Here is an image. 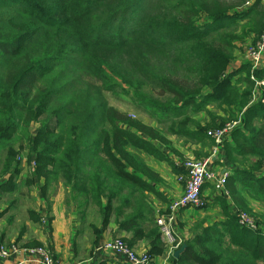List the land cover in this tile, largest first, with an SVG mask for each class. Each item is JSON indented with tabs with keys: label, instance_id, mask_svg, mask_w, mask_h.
Segmentation results:
<instances>
[{
	"label": "trees",
	"instance_id": "obj_1",
	"mask_svg": "<svg viewBox=\"0 0 264 264\" xmlns=\"http://www.w3.org/2000/svg\"><path fill=\"white\" fill-rule=\"evenodd\" d=\"M155 1L0 0V67L4 70L0 71V152L7 148L2 172L19 174L15 146L25 138L37 156L35 174L45 181L43 191L63 180L69 197L77 200L80 208L93 204L98 207L104 229L112 223L102 213L104 197L127 203L137 193L142 197L154 195L164 202L156 190L158 176L146 164L138 165L132 151L162 161L165 156L158 145L168 148V142L154 128L109 107L101 88L97 87L100 96L94 98L79 86L91 78L100 81L103 88L114 90L130 84V73H139L141 82L153 84V96L157 98L169 97L171 103L199 108L205 100L204 91L215 89L211 100L215 97L217 102L231 87L230 82L221 80L231 56L224 55L221 46L213 45L210 36L228 27V21L235 22L236 17L257 15L258 20L264 15L262 0L236 14H227L215 3L201 0H165L166 4L154 5ZM169 2L172 7L167 6ZM204 15L211 18L212 24L198 25ZM262 28L261 18L257 30ZM164 56L168 61L174 59L171 61L177 66L183 64L178 68L186 76L164 74L157 67ZM243 69L252 75L249 62ZM66 71L75 73L67 78ZM252 76L264 79V65ZM63 95L69 102L52 110ZM144 100H148L145 95L138 99ZM236 102L237 107L247 104L246 100ZM49 111L57 122L53 128L51 123L46 124L36 137L17 121V116H24L28 124ZM70 120L67 139L64 128ZM57 125L61 126L60 134ZM95 131L100 140L91 143ZM184 136L193 141L208 140L214 146L213 140L204 135ZM229 138L231 141L224 140L221 145L227 160L234 162L233 155L240 150L243 155L264 158V104L247 109L243 129L232 132ZM90 143L92 147L80 149ZM104 143L108 159L103 158ZM247 174L236 169L227 181L226 190L234 203L240 195L239 185L254 192L260 190L257 182L246 178ZM259 180L264 191V179ZM125 190L129 198H124ZM132 208V218L114 223L133 238H146L157 247L161 242L159 228L148 229L152 228L153 213L147 211L142 199ZM222 212L226 219L220 225L223 229H195L194 239L186 242L187 248L179 258L172 257V263L264 264V235L237 223L238 210L234 211L236 219L226 207ZM80 215L85 216V212ZM213 235L228 238L229 246L223 248ZM197 248L202 254L196 252Z\"/></svg>",
	"mask_w": 264,
	"mask_h": 264
},
{
	"label": "rangeland",
	"instance_id": "obj_2",
	"mask_svg": "<svg viewBox=\"0 0 264 264\" xmlns=\"http://www.w3.org/2000/svg\"><path fill=\"white\" fill-rule=\"evenodd\" d=\"M204 1L205 4L215 3V5L221 7L223 10H226L225 13L227 14H236L247 7L255 5L257 0H201V2ZM160 2L162 4H166L165 0H156L152 3L155 5L159 4ZM179 2L181 1L178 0L177 3ZM261 5L264 8V0H262ZM167 6L172 7L173 4L169 2L167 3ZM261 16L262 15L259 16L258 20L257 15L248 16L245 18L236 17L235 22L228 21V23H225L228 27L222 29L219 33L210 36V42L213 45L221 46L222 53L226 56H231V59L228 62L229 64H227L221 74V80L223 81V83L230 82L231 87L217 102H215L217 100L215 97V101L211 100V95L213 92V94L215 95V89H206L204 91L205 100L201 102L202 106L199 108H188L180 104L171 103L169 97L165 99L157 98L153 96V84L141 82V77L139 73H130L128 81L130 82V84L133 85L132 87H130V84H125L121 88H117L114 90L105 89L103 88L102 83L100 81H94L91 78H89L88 80L86 79V82L79 86V88L85 89L86 92L88 91L94 98H98L100 96L97 87L101 88L103 97L109 107H112L122 113L129 115L131 119L137 122H141L146 126L154 128L155 130L160 132L162 137L167 140L168 148L163 145H158V147L162 149L163 154L166 158H164V160L162 161L156 160L140 151H132L134 160L138 165L144 163L148 166L149 164L152 167L151 169L158 176V182L156 184L157 190L161 188H172L176 184L180 186L181 183L186 180V174L181 168L180 162L185 161V159L189 157L185 154L187 151L202 154H196L198 155L197 157H202L197 158L198 160L208 157V149L211 150L216 146L214 136L218 131L225 130L229 126H233V124H235L233 130L225 139L226 141H231L232 138L229 137H231L232 132L243 129L244 114L246 110L251 108V106L253 107L258 105L259 103L264 104V79H259L257 77L252 76L253 71H251L252 75H249L250 71L249 73L247 71L244 72L245 70L243 69L244 65H247L249 62L247 59L248 48L258 42L261 33L264 29L262 28L261 31L257 30V25L259 24L260 19L262 18V20L264 21V15L262 17ZM205 22H207L208 24H212L211 18H208L207 15H204L201 21H198V25H203ZM171 60H166V57L164 56L158 62L157 67L160 70H164V74L171 75L177 78L185 77V71H181L178 68L183 66V64L179 63L177 66V63L174 64ZM0 71L4 70L0 67ZM73 73H75V71L64 72L67 78L70 77V75ZM249 81L253 84H251ZM256 90H258L259 92H257ZM218 94L221 95V92L218 91ZM143 95H145L146 99L148 100L139 102V97ZM68 96H71V94L69 93ZM69 100V98L63 95L59 99H57L56 103L54 102L51 109H59L65 106L69 102ZM244 100H246L247 104L242 107L235 106L236 104H238L236 101ZM227 101L232 102L234 105H231V103L227 104ZM18 113L19 112L16 111V115H18ZM17 121H19L21 125L28 127L29 133L32 134L33 137H36L38 130L40 131L42 127H44L46 124L51 123V127L53 128L57 122L54 114L51 111L42 114L36 121H32L28 124L24 120V116H21V118L17 116ZM71 125L72 122L70 120L66 122L64 128V136L67 139L69 138L67 132L69 131ZM259 126L260 122L256 124V128H258ZM105 127L108 126L105 125ZM57 133H61V126L57 125ZM95 133L96 131L94 132L91 143L100 140L99 132L97 135H95ZM186 133H190L196 136L204 135L211 141L213 140L214 146L211 147L208 140L193 141L188 137L184 136ZM75 138L76 137H73L72 139ZM25 141L27 140L24 138L23 141H20L15 146L16 148L22 146L21 150H17L16 155V163L19 166L22 164V162L20 161L21 154L22 152L26 151H23V148H30L29 144ZM91 143L88 145L81 146L80 149H85L83 147L87 146L92 147ZM179 148H182V151ZM186 149L188 150L185 151ZM102 150L103 158L108 159L106 155L108 149L105 143L102 146ZM241 151L242 150L234 153L232 158L234 162L227 160V163L220 164V169L219 165H216L217 172H219L221 168H227L231 172V177V175H233L236 169L247 171L248 176L246 178L252 183L257 182L256 185L257 187H259L260 190H255L254 192L248 187L239 185L238 187L240 189V195H238L236 198V200L238 201L235 202L236 204L233 202V200L235 201V199H230V195L226 199L229 204H226V200H224V195L219 194L215 203V206L220 210L219 220L207 226L205 219L203 221L195 223V229H200V231L204 228L223 229V227L220 225L223 224L226 219L223 216L222 208L226 207L227 211L234 219H236V217L234 216L235 210L245 213L249 217V219L257 226V229L253 231L264 235V191L261 188V180H259L261 178L264 179V158L254 157L251 155H243ZM6 152L7 148L3 149L0 152V161L5 158ZM204 153L206 154L204 155ZM35 161L34 163L36 164ZM150 162H152L153 165H151ZM259 166L262 167L260 168ZM0 170H2V167L0 168ZM5 174L7 173H1V176ZM127 193L128 191L125 190L123 195L124 198L128 196ZM161 195L164 198V202L158 201L160 210H154L155 202L157 200L154 195H144V197H142L137 193L132 194L130 200L131 206L129 204L130 202L125 203L124 201H121L123 199H109L107 197H104L101 201L102 213L104 216L107 215L111 222L118 221L121 224L134 216L132 205L142 199V201L144 200V203L147 207V211L153 213L154 218L153 222L151 223L152 228L148 229L150 231H154V229L158 228L154 224V219L157 217V214L163 212V209L166 208L169 202L166 196H164L163 194ZM129 197L130 195L127 198ZM207 198L208 197H206V195H203L202 201L205 205L198 208L195 207V209L192 210L200 211V214L202 213V211L206 212L208 209ZM71 201H73V204L79 209H84L80 211L85 212V215L88 213L90 205L87 208H80L77 205V200L72 199ZM95 206L96 205L94 204L90 206V211H98V207ZM236 221L238 223L239 220L236 219ZM179 237H177V241L183 240L182 237ZM213 237L216 242H218L220 245H223V248L229 246L230 241L228 238H222L216 235H213ZM193 239L189 240V242ZM217 248H219L218 245ZM196 252L198 254H202V252L198 248L196 249Z\"/></svg>",
	"mask_w": 264,
	"mask_h": 264
},
{
	"label": "crops",
	"instance_id": "obj_3",
	"mask_svg": "<svg viewBox=\"0 0 264 264\" xmlns=\"http://www.w3.org/2000/svg\"><path fill=\"white\" fill-rule=\"evenodd\" d=\"M19 148L20 146L16 149ZM179 149L182 151V148ZM222 149L223 147L217 146V144L213 149H208L209 156H215L212 167L216 172V165H219L220 169V164L227 163ZM24 150L26 151L22 152L20 158L22 164L19 174L10 171L1 176L3 172L0 170V239L7 243H18L21 246L47 247L54 253L59 264H126V260L122 256L103 249L105 242L115 238H123L139 254H149L152 260L151 264H182L172 263V257L176 251L186 245V242L194 238V224L206 219V225L209 226L219 220L220 210L215 206V203L219 194L223 193H216L214 188L208 186L203 192V195L208 197L206 212L202 211L200 214V211L192 210L195 207H189L177 214L174 232L176 237L180 236L183 240L178 241L179 247L173 249L171 256L172 249L164 244L162 239L157 247H153L146 238H133L131 233L119 231L114 222L104 229L99 209L90 211L89 206L88 213L82 217L79 208L69 198V190L65 187L63 180H59L48 190L43 191L45 181L35 174L36 165H33L34 158L37 156L28 147L27 149L23 148ZM185 154L196 159L202 158L196 155L200 153L187 151ZM5 159L6 156L0 161V168H3ZM182 162H180V166L184 170ZM150 164L153 165L152 162ZM148 167L152 168L149 164ZM227 171L230 172L227 168H221L217 173ZM184 187L185 180L180 186L176 184L172 188L156 190L171 201L183 194ZM223 195L226 198V195ZM158 203L156 200L154 210H160ZM168 204L163 212L157 214V217L166 216ZM157 217L154 219L155 226H157ZM19 260L20 257H14L10 260V264H15Z\"/></svg>",
	"mask_w": 264,
	"mask_h": 264
},
{
	"label": "built area",
	"instance_id": "obj_4",
	"mask_svg": "<svg viewBox=\"0 0 264 264\" xmlns=\"http://www.w3.org/2000/svg\"><path fill=\"white\" fill-rule=\"evenodd\" d=\"M247 59L252 66L253 71L259 70L264 65V29L258 42L247 50ZM254 79V77H253ZM258 86V83H257ZM233 126L218 131L214 138L217 146L222 145L223 141L233 130ZM216 151L214 152V154ZM214 155L208 158L196 159L188 157L182 162V167L186 173L184 192L176 199L169 201L168 212L166 216H159L156 224L159 228L161 239L164 244L169 246L172 251L179 247L177 237L174 232V224L177 220V214L183 209L189 207H202L205 204L202 201L203 192L206 187L214 188L217 193H223L226 197L229 193L226 190V184L230 177V172L217 173L213 167ZM35 166L36 164L33 163ZM239 224L250 230H256L257 226L242 212H236ZM107 252L122 256L126 264H151L152 260L149 254L134 251L123 239L115 238L107 241L103 245ZM20 260L15 264H59L54 253L43 246H21L18 243H7L0 239V264H10L12 258ZM22 258V259H21Z\"/></svg>",
	"mask_w": 264,
	"mask_h": 264
},
{
	"label": "water",
	"instance_id": "obj_5",
	"mask_svg": "<svg viewBox=\"0 0 264 264\" xmlns=\"http://www.w3.org/2000/svg\"><path fill=\"white\" fill-rule=\"evenodd\" d=\"M187 246L183 245V247L181 249H179L178 251L175 252L174 257L177 259L180 257V255L182 253H184V251L186 250Z\"/></svg>",
	"mask_w": 264,
	"mask_h": 264
}]
</instances>
